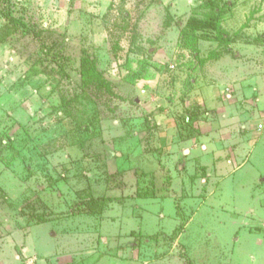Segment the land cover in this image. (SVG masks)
Wrapping results in <instances>:
<instances>
[{"label": "rangeland", "instance_id": "obj_1", "mask_svg": "<svg viewBox=\"0 0 264 264\" xmlns=\"http://www.w3.org/2000/svg\"><path fill=\"white\" fill-rule=\"evenodd\" d=\"M262 3L0 0V264H264Z\"/></svg>", "mask_w": 264, "mask_h": 264}, {"label": "trees", "instance_id": "obj_2", "mask_svg": "<svg viewBox=\"0 0 264 264\" xmlns=\"http://www.w3.org/2000/svg\"><path fill=\"white\" fill-rule=\"evenodd\" d=\"M10 21L11 24L6 25L0 29V43L3 42L7 37L11 36L13 33L22 31L24 33L28 32L32 34L35 38H39L38 41L40 40V44L42 43L44 45L45 41L42 40L40 31L32 29L22 20L10 18ZM51 46H54V44L48 45L45 43V46L41 47L48 50L52 49ZM81 64V78L84 86L94 84L98 88H104L108 92L113 93L111 82L107 80L103 76L102 72L96 67L93 57L85 56Z\"/></svg>", "mask_w": 264, "mask_h": 264}, {"label": "crops", "instance_id": "obj_3", "mask_svg": "<svg viewBox=\"0 0 264 264\" xmlns=\"http://www.w3.org/2000/svg\"><path fill=\"white\" fill-rule=\"evenodd\" d=\"M262 2H263V0H262ZM262 10H263V12H264V6H263V3H262Z\"/></svg>", "mask_w": 264, "mask_h": 264}, {"label": "built area", "instance_id": "obj_4", "mask_svg": "<svg viewBox=\"0 0 264 264\" xmlns=\"http://www.w3.org/2000/svg\"><path fill=\"white\" fill-rule=\"evenodd\" d=\"M263 6H264V0H263Z\"/></svg>", "mask_w": 264, "mask_h": 264}]
</instances>
